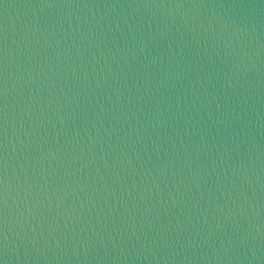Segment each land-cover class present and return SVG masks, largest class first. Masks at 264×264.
<instances>
[{
  "label": "water",
  "instance_id": "water-1",
  "mask_svg": "<svg viewBox=\"0 0 264 264\" xmlns=\"http://www.w3.org/2000/svg\"><path fill=\"white\" fill-rule=\"evenodd\" d=\"M0 264H264V0H0Z\"/></svg>",
  "mask_w": 264,
  "mask_h": 264
}]
</instances>
